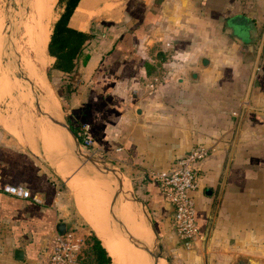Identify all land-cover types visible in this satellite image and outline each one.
Wrapping results in <instances>:
<instances>
[{"label":"crops","instance_id":"1","mask_svg":"<svg viewBox=\"0 0 264 264\" xmlns=\"http://www.w3.org/2000/svg\"><path fill=\"white\" fill-rule=\"evenodd\" d=\"M234 14L251 18L257 28L249 49L223 30ZM68 25L90 34L81 51L87 59L78 58L69 77L52 67L50 55V80L60 83L62 95V83L71 80L65 111L81 120L80 129L87 124L96 134L92 155L114 163L145 206L156 237L172 252L180 246L172 206L150 172L169 168L190 147L204 144L211 151L196 163L192 192L201 236L195 244H204L198 255L206 264L218 258L264 264V47L258 46L264 0H78ZM9 81L0 71V100L12 98ZM7 117L0 113V264H42L45 238L57 233V222L68 227L65 195L105 247L85 216L92 202L77 181L84 174L102 189L109 186L89 177L81 168L86 163L68 162L67 168L46 157L36 141L32 149L24 145L14 133L25 143L37 136L53 151L43 132L33 131L37 116L21 122ZM6 185L29 194L6 191ZM115 202L127 229L125 203ZM145 220L143 231L149 230ZM14 247L23 249L22 260L13 258Z\"/></svg>","mask_w":264,"mask_h":264},{"label":"rangeland","instance_id":"2","mask_svg":"<svg viewBox=\"0 0 264 264\" xmlns=\"http://www.w3.org/2000/svg\"><path fill=\"white\" fill-rule=\"evenodd\" d=\"M25 1H27L26 7L24 8V10L22 11L20 15V11L22 10L21 8L24 5ZM60 11H61V5L59 4V2H57V0H0V16L2 17V21H3L0 24V41H1L0 42V71L4 72L10 80L9 85H11V90L9 93H11L12 95V98L6 96L0 100V113L3 116H5V114L6 116L8 115L10 116L6 118L7 121L12 119L15 122H18V121L21 122L24 120V118H26L27 115L31 116V114L37 116V118H39L40 120L47 119L44 115H42L43 112L46 113L45 109H43L39 105L40 108L38 110L37 107L35 106L34 101L30 97H26L25 95L26 92L22 85L23 83L20 82V80L22 79L20 74L23 73L22 74L23 77L24 76L27 77L28 80L30 81V85L32 86V89L30 90L28 89L29 95H30V92L33 91L34 96L39 97L45 104L47 103L52 104L53 107L57 109V113L59 114L60 118L62 117L66 121L68 120L74 121V123H76L78 126L77 128H79V126L81 125L79 121L80 119H78V117H76L72 113H68L65 111L64 104H63L64 99H62L61 97L62 88L60 86V83L54 84L50 80L52 77L51 76L52 72H53L52 71L53 69L49 67L52 61V57L48 55L47 53L46 43L49 38V34L51 32L52 23L54 22V20L56 19ZM21 20H22V23H20ZM18 30H19V33L16 34ZM11 33H13V37L11 38V41L13 42L15 40L14 43L11 42L12 46L8 44L10 37H11ZM40 34H41V38L43 42V49L47 57V60L44 63L45 74L43 76V80H45V86L42 88H40V85H38V81H35L31 79L30 77H28L27 74H25L23 70H21L22 73L20 69H19L20 73L18 72L17 70L18 62L16 61L18 60L17 57H19L23 62H29L31 60V58L26 56L23 52H21L20 49L22 48L23 45L25 46V44H27L30 39H33L36 36H39ZM27 88H28V85H27ZM15 98H18V101H19L18 103H14L15 100L13 102V99ZM53 107L51 106V108ZM6 110H10V112H7ZM78 115H79V112H78ZM39 122L40 121L37 119V121L33 123L35 125H33V127L31 125V127L33 128V131H34V127L38 126ZM51 124L53 125L54 128H57V130L59 131L56 125H54L52 122ZM78 131L80 132V128L78 129ZM14 134L18 137V139L24 145H26L27 147L31 149L33 148L32 141H36L41 152L46 157H48L49 159H54L58 161L64 167H67V168L70 167L68 162L74 161L76 163L77 162L80 163L78 157L72 155V148H69L68 146V143L70 142L69 140L71 139V137L69 135L68 136L65 135L63 132H62V137L67 146L66 147L67 150L64 153L65 157L63 158L60 156L63 154L64 151L55 148L54 145H52L53 142L51 144V141H48V143H49V146H52L53 151L43 147L40 139L37 136L32 138L31 142L25 143L23 142L24 138H22V136L17 135L16 133ZM29 138H31L30 135H29ZM93 156L101 160L107 167L114 168L113 162H110L108 159H105L104 157H100V154H98L97 152ZM83 167L86 168V172L88 176L93 178V175L89 168L90 167L89 164L86 163L81 168ZM47 168L49 172H51V169L49 167ZM118 171H119L118 169L114 168V171H113L114 173L111 172V175L120 178L121 180L124 181V183L126 182L125 184L129 185L127 180L121 174H119ZM61 174L65 175V173L63 172H61ZM77 174L79 175V171L77 172ZM75 176L70 177L67 180L68 181L72 180L75 178ZM107 177H111V176L109 175ZM111 179H112L113 187L115 189L116 179L113 177ZM84 181L85 183L87 182L88 183L85 184ZM77 182L80 183V185H82L80 186L81 187L80 193L88 197L89 202H92V204L90 203L89 205L90 209L84 210L85 216L90 218L94 226L96 224L95 227H97L100 224L99 223L100 221H99V216L97 214L98 212L97 207H98L99 202L96 200H99V199H101L102 201L109 200L111 198L110 194L112 191H107L99 187H96L98 185L94 183L92 180L86 179L84 177V174L80 175ZM124 191L127 193L126 190ZM128 191H130V195L129 194L124 195L118 192L116 194V200L125 202V206H126L125 215H126L127 223H129L130 217L132 218L131 220H132L133 226H131V228L129 227V232L131 233V235L135 237L136 236L138 237V235L140 237L141 235V237L144 240H146V243L151 248V251L153 252V254L160 255V257H162L165 260L166 264H206L203 258V254L198 255V253H200L201 250H204L203 249L204 244L202 243H200L198 246L196 244L195 245L193 244L190 248H185V247H182L181 245L179 246L178 245L179 242L177 241L178 244H174V245L175 247L179 246L180 248L178 247V250H176L175 252L170 251V249L168 248L167 242L163 239L157 238L156 235L154 234L152 222L150 221V218L147 214V210L145 206H143V203L140 202V200H135V198L137 199V197L133 193V191L130 190V187ZM96 196L98 197L95 199ZM134 200L137 203L134 202ZM62 201L63 203H67L66 205L67 211L71 212L67 218L68 227L66 228V237L69 238L68 243L75 246L77 250V258L80 264L81 263L82 264H97L94 261L92 255H90L88 252L90 242H91L90 239H88V237L91 235V233L89 232V229L77 217V215H75L71 211L70 209L71 207L69 205V198L67 195H65V198ZM131 202H133L138 209L136 213H134L135 209L130 210L129 206L131 205ZM145 216L148 220L149 230L143 231V228L146 224ZM110 220L115 222L113 218H110ZM135 223L137 226H139V231L132 233ZM56 235L57 233L51 236H47L45 238V241L43 242L41 250H42L44 259H43L42 264H44V261L48 257V254L50 253L51 249L54 248V244H55L54 239L56 238ZM100 235L103 237V244L112 242V238L108 233L101 232ZM142 250L143 249L140 247L139 252H138V259L141 261V258H142V262L149 264V259H152V258H150L149 255L145 251L142 252ZM157 261L160 264H164V262L159 259ZM228 262L229 260L221 259V258L212 260L213 264H228ZM111 264H113L112 260H111ZM251 264H256V262L255 261L251 262Z\"/></svg>","mask_w":264,"mask_h":264},{"label":"bare ground","instance_id":"3","mask_svg":"<svg viewBox=\"0 0 264 264\" xmlns=\"http://www.w3.org/2000/svg\"><path fill=\"white\" fill-rule=\"evenodd\" d=\"M26 4H27V1H25L24 5H23L24 7L22 6V8H21L22 10L20 11V15H21L22 11L24 10V8L26 7ZM2 22H3L2 17L0 16V24ZM20 23H22V20ZM18 33H19V30L17 31L16 34H18ZM12 37H13V33H11V37H10V40L8 42V44H10V46H12L11 45V42H12L11 38ZM14 42H15V40L12 43H14ZM20 51L23 52L26 56L30 57L31 60L29 62H23L19 57H17V59H18V60H16L18 62L17 68L20 69V71L23 70L25 72V74H27V76L30 77L31 79H33L35 81H40L43 78V75L45 74L44 63L47 60V57L45 55V51L43 49V42H42L41 34L39 36H36L33 39H30L29 42L27 44H25V46L24 45L22 46ZM21 73H22V71H21ZM22 74H21L22 79L20 80V82L23 83L22 85H23L24 90L26 92L25 95H26V97H30L32 99V96L29 95V93H28V89L29 90L32 89V86L30 85V81L28 80L27 77L24 76L26 79V81H25ZM27 85H28V88H27ZM35 97L37 98L38 104L43 109H45V112L47 114H50L51 116L57 117V120H54L51 122L58 127L59 131L62 132L63 129H62L60 122H59L60 117H59V114L57 113V109L54 108L52 104H50V106L53 107V109H52L50 106L45 104L39 97H37V96H35ZM39 121H41V120H39ZM30 122H31V120H30ZM51 122L47 119L41 121V123H39L38 126L34 127V131H36L37 134H39L40 131H42L44 134V141H46L47 143H48V141H51V144L53 142L52 145H54L55 148L64 151L65 146L63 143V139H62V133L57 132V130L53 127ZM32 123L29 124L30 127H31ZM43 134H41V135H43ZM65 135H67V134H65ZM68 146H69V148H71L70 142L68 143ZM72 155L77 157V155L74 153L73 150H72ZM88 164L90 166L89 168H90V171H91L93 177H95V178L101 177V179L104 181V183L109 186L104 190L112 191L110 194L111 198L109 200H103V201L101 199L96 200L99 202L98 207H97V211H98L97 214L99 216V221H100L99 223L100 224L97 227H95L96 228L95 231H98L99 233L106 232L112 238L111 243H104V245L107 248L108 253L112 259V263L113 264H146V263L142 262V258H141V261L138 259V252H139L140 246L137 243H135V242H133L127 238V235H131V233L129 232V227L131 228V226H133L132 220H131L132 218L130 217V221L128 223V228L126 229V226L124 224L125 223L124 220H121V217L118 215V211H117L118 205L116 204L118 202H115L116 200H115V197L113 196L115 189L112 186L113 185L112 179L110 180V177H107L101 171H99L96 168L95 164H91V163H88ZM113 171L114 170H112V172ZM111 177H115V176H111ZM115 178L117 179L116 183H118V184H120V186H122V189L121 190L119 189L118 192L121 194H124V195H126V194L130 195V191H128L129 185L125 184L126 182L124 183V181L121 180L120 178H118V177H115ZM93 186H95V185H93ZM96 187H99V186H96ZM99 188H101V187H99ZM124 190H126L127 193ZM97 197L98 196H96L95 199ZM134 202H136V201L134 200ZM129 207H130V210L135 209L134 213H136V211H138L136 205L133 202H131V205ZM123 211H124V209H123ZM111 213H113L114 216L118 217L120 219V221L122 222V224H116V222L111 221L110 220V218H112ZM95 226H96V224H95ZM123 231H126V235L124 234ZM136 231L137 232L139 231V226H137L135 223L132 233H134ZM136 238L146 242V240H144L141 237V235H140V237H139V235H138V237L136 236ZM143 251L144 250H142V252ZM149 264H160V263L157 260L154 261L153 259H149ZM250 264H251V262H250Z\"/></svg>","mask_w":264,"mask_h":264},{"label":"built area","instance_id":"4","mask_svg":"<svg viewBox=\"0 0 264 264\" xmlns=\"http://www.w3.org/2000/svg\"><path fill=\"white\" fill-rule=\"evenodd\" d=\"M258 46L264 47V31L260 37ZM80 143L88 150L94 146L87 124L81 126ZM96 151L93 148L94 153ZM211 151L210 146L196 144L188 149L182 156L178 157L172 166L163 170L150 172L152 179L157 181L163 196L172 206V226L177 241L182 247L190 248L200 239L198 226L195 221V203L193 191L196 188V163L206 157ZM6 191L17 195H28L22 192L19 186L6 185ZM69 238L64 234H57L54 239V248L51 249L44 264H80L77 258L75 246L69 244Z\"/></svg>","mask_w":264,"mask_h":264},{"label":"trees","instance_id":"5","mask_svg":"<svg viewBox=\"0 0 264 264\" xmlns=\"http://www.w3.org/2000/svg\"><path fill=\"white\" fill-rule=\"evenodd\" d=\"M57 2L61 5V11L52 23L51 32L46 43V50L49 55L54 57L52 67L65 72L69 77H71L72 74L76 73L78 58H80V63H84L87 59V55H81V51L83 43L90 36V34L68 25V18L78 0H57ZM62 84V99H64L66 93L73 90L74 86L71 84V80L69 78L68 82H63ZM79 121L82 123L81 120ZM67 123L69 124L71 130L76 134V128L78 127L77 124L72 120H68ZM88 130L92 138L96 139V134L89 126ZM76 135L78 139H80L78 134ZM99 143L101 144L102 142L100 141ZM88 239L91 241L88 252L92 255L94 261L97 264H111V257L107 253L105 247L100 243L99 238L96 237L94 233H91Z\"/></svg>","mask_w":264,"mask_h":264},{"label":"water","instance_id":"6","mask_svg":"<svg viewBox=\"0 0 264 264\" xmlns=\"http://www.w3.org/2000/svg\"><path fill=\"white\" fill-rule=\"evenodd\" d=\"M223 30L225 33L229 34V36H231L234 40H236L239 44H241L243 46V49H249L251 47V45L256 41L257 35H258V31H257V28H256L253 20L251 18L245 16L244 14H234V15H231V16H228L227 18H225V20L223 22ZM17 70L20 73L19 69H17ZM30 95L32 96V99L35 103V106L39 110L40 107H39L37 98L34 96V92L31 91ZM41 113H42V111H41ZM42 115L47 117V119L49 121L57 120V117L51 116L50 114L43 112ZM59 122H60L62 129H63L62 132L65 134H69L71 136L72 150L77 155L79 161L82 163L95 164L96 168L99 171H101L104 175L112 176L111 172H112V170H114V168L107 167L101 160H99L96 157H94L93 155L87 153L83 149L77 135L71 130V128L69 127V124L67 123V121L65 119H63L61 117ZM111 178L112 177H110V179ZM113 178H115V177H113ZM119 189L121 190L122 186H120V184L116 183L113 196L118 193ZM135 200H138V199L135 198ZM111 216L117 224H122L120 219L118 217L114 216L113 213H111ZM55 229L57 231V234H60V235L64 234L65 230H66L65 223L64 222H57L55 224ZM123 232L126 235V231H123ZM127 238L129 240L137 243L154 261L159 259V260L163 261L164 264H166L165 260L162 257H160V255L153 254V252L151 251V248L147 245V243L145 241L140 240L133 235H127ZM12 252H13V258L14 259H16V260H22L23 259V249L22 248L14 247ZM232 264H244V263L242 262V260H238L236 262H233ZM245 264H250V259L246 260Z\"/></svg>","mask_w":264,"mask_h":264},{"label":"flooded vegetation","instance_id":"7","mask_svg":"<svg viewBox=\"0 0 264 264\" xmlns=\"http://www.w3.org/2000/svg\"><path fill=\"white\" fill-rule=\"evenodd\" d=\"M66 231V230H65Z\"/></svg>","mask_w":264,"mask_h":264}]
</instances>
